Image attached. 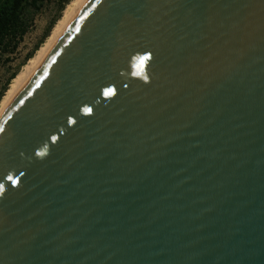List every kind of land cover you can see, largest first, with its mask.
Instances as JSON below:
<instances>
[{"label":"water","instance_id":"1","mask_svg":"<svg viewBox=\"0 0 264 264\" xmlns=\"http://www.w3.org/2000/svg\"><path fill=\"white\" fill-rule=\"evenodd\" d=\"M0 264H264V0H86L0 116Z\"/></svg>","mask_w":264,"mask_h":264},{"label":"trees","instance_id":"2","mask_svg":"<svg viewBox=\"0 0 264 264\" xmlns=\"http://www.w3.org/2000/svg\"><path fill=\"white\" fill-rule=\"evenodd\" d=\"M71 0H58L57 11L46 26L42 36L29 50L19 65L12 70L0 86V100L12 79L21 67L34 55L36 50L49 35L56 21L61 17L65 6ZM45 0H0V58L13 53L28 32L34 15L43 6Z\"/></svg>","mask_w":264,"mask_h":264},{"label":"bare ground","instance_id":"3","mask_svg":"<svg viewBox=\"0 0 264 264\" xmlns=\"http://www.w3.org/2000/svg\"><path fill=\"white\" fill-rule=\"evenodd\" d=\"M85 1L86 0H71L65 6L61 17L56 21L45 41L36 50L34 55L24 64L9 84L8 89L0 100V116L39 68L47 54L62 37L63 32L76 17Z\"/></svg>","mask_w":264,"mask_h":264},{"label":"rangeland","instance_id":"4","mask_svg":"<svg viewBox=\"0 0 264 264\" xmlns=\"http://www.w3.org/2000/svg\"><path fill=\"white\" fill-rule=\"evenodd\" d=\"M57 5L58 0H45L43 6H41L34 15V19L28 32L25 34L16 50L13 53L5 54L0 58V86L3 84L8 74L19 65L25 54L31 50L34 44L42 36L46 26L56 14Z\"/></svg>","mask_w":264,"mask_h":264},{"label":"snow or ice","instance_id":"5","mask_svg":"<svg viewBox=\"0 0 264 264\" xmlns=\"http://www.w3.org/2000/svg\"><path fill=\"white\" fill-rule=\"evenodd\" d=\"M142 59H147V57H144ZM106 95L108 94L107 92L105 93ZM85 111H89L88 109H85ZM53 139H55V137H53Z\"/></svg>","mask_w":264,"mask_h":264}]
</instances>
